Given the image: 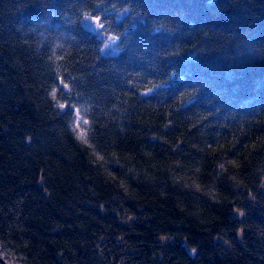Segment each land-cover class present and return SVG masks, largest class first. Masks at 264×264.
<instances>
[{
    "label": "trees",
    "instance_id": "16d2710c",
    "mask_svg": "<svg viewBox=\"0 0 264 264\" xmlns=\"http://www.w3.org/2000/svg\"><path fill=\"white\" fill-rule=\"evenodd\" d=\"M97 2L0 0V256L264 264V0Z\"/></svg>",
    "mask_w": 264,
    "mask_h": 264
},
{
    "label": "snow or ice",
    "instance_id": "6c2138e0",
    "mask_svg": "<svg viewBox=\"0 0 264 264\" xmlns=\"http://www.w3.org/2000/svg\"><path fill=\"white\" fill-rule=\"evenodd\" d=\"M104 4L105 0H98L96 3L95 8H100V12H96L95 9H93L92 11L84 10L81 13V19L89 22L90 26L94 28L100 38V43L104 46L100 49L101 52L110 46L114 48L117 42L121 39L119 35L110 31V21L104 16V12H108L109 10L104 6ZM64 87L67 88L68 85H64ZM53 96H55V92H53ZM60 107L64 108L67 107V105L61 104ZM88 125L89 121L80 117L79 112L77 111V120L73 125L72 131L77 136V139L81 140L85 144L88 143ZM220 167L223 168V165Z\"/></svg>",
    "mask_w": 264,
    "mask_h": 264
},
{
    "label": "water",
    "instance_id": "95a60500",
    "mask_svg": "<svg viewBox=\"0 0 264 264\" xmlns=\"http://www.w3.org/2000/svg\"><path fill=\"white\" fill-rule=\"evenodd\" d=\"M86 26L88 27L89 26V23H86ZM186 250H187V252H188V254L191 256V257H193L194 255H195V249L194 248H187L186 247ZM0 262L2 263V264H7L1 257H0Z\"/></svg>",
    "mask_w": 264,
    "mask_h": 264
},
{
    "label": "rangeland",
    "instance_id": "374dc122",
    "mask_svg": "<svg viewBox=\"0 0 264 264\" xmlns=\"http://www.w3.org/2000/svg\"><path fill=\"white\" fill-rule=\"evenodd\" d=\"M104 47V46H103ZM108 48H110L112 51H115V48H113V47H108ZM106 49V48H105ZM4 261H5V259L2 257V256H0ZM6 262V261H5ZM7 263V262H6ZM0 264H2L1 262H0ZM8 264V263H7Z\"/></svg>",
    "mask_w": 264,
    "mask_h": 264
}]
</instances>
